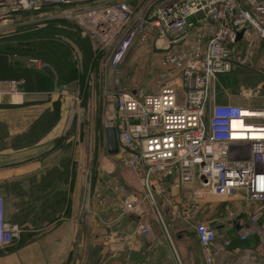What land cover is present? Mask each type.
Listing matches in <instances>:
<instances>
[{
  "label": "built area",
  "instance_id": "1",
  "mask_svg": "<svg viewBox=\"0 0 264 264\" xmlns=\"http://www.w3.org/2000/svg\"><path fill=\"white\" fill-rule=\"evenodd\" d=\"M53 9L81 25L95 46L109 49L111 67L137 35L155 39L158 89L112 91L104 120L117 132L115 156L143 187L141 196L117 189L122 214L136 216L138 233L152 232L142 221L149 202L166 233L179 219L190 223L206 264H216L221 226L236 229L241 242L255 233L264 244V107L219 102L215 90L219 73L241 67L264 73V0H0V22ZM17 85L0 82V92ZM212 196L239 211H230L224 224L206 216L193 222ZM17 239L19 227L8 223L0 196V247Z\"/></svg>",
  "mask_w": 264,
  "mask_h": 264
},
{
  "label": "rangeland",
  "instance_id": "2",
  "mask_svg": "<svg viewBox=\"0 0 264 264\" xmlns=\"http://www.w3.org/2000/svg\"><path fill=\"white\" fill-rule=\"evenodd\" d=\"M62 11V9H53L39 15L31 12H21L7 23L0 22V60L4 61L6 59L8 62L7 68L0 67V82H18L15 91L0 92V96L7 98L15 95L16 97H18L17 95L26 96L29 92L25 88L27 83L26 74L30 73L35 74V79L38 82L40 79L43 80L44 89L42 92L55 95L59 100L62 99L61 103L63 104H53L52 108L47 111L53 109L56 113H62L63 115L64 131L58 140V148H61L59 151L62 153L63 159L75 160V154L78 153L79 221L83 223V219H85L87 226L100 225V236L94 235V239L100 242L90 248H87V243L81 246L75 244L71 252L75 255V261L72 263L84 264L89 261L87 258L92 257L96 260L93 259L95 261L92 260V263L89 264H103L101 258L106 251L102 242L103 236L101 235L103 231L101 229L106 226V221L102 222L101 217L94 220L91 211L101 212L107 203L105 195L112 196L111 205L114 206V210L118 209V214L116 213L110 221H107V227L110 224L112 226L117 225L119 223L118 216L122 213V202L117 189H123L128 193L127 189L134 191L136 186H140L136 174L132 172L133 170L130 167L115 155H110V159L116 163L114 165L104 155L107 153L104 136L106 106L112 99L110 93L115 90L129 89L150 93L158 89L161 83L159 51L155 47V39L152 36L137 35L133 44L126 49L116 65L111 67L106 63L110 50L95 46L87 31L81 25H76L74 21L66 19ZM59 19L77 26L80 31L74 32L75 35L72 38L66 36L35 38L39 35L22 38V35H25V27L29 23L38 25L47 23L50 20L58 21ZM36 41L37 43L32 44ZM41 43L50 47L51 44H54L61 50H66L68 47L72 49V55L68 61L71 60L72 62L74 60L77 63V73L74 78L69 80V74H61L57 71V63L53 59L55 57L51 55L44 56L42 54L44 52H42L39 45ZM44 51L45 54L50 53L46 49ZM2 55H6V57ZM215 90L219 102L229 101L256 108L264 107V73L262 72L241 67L234 69L232 73H219ZM8 134L7 124L0 123V140H6L4 143H7L8 138H10L12 145L17 148L29 146L31 143V141L29 143L28 138L23 137L28 136L27 132L16 136H9ZM129 178H132V180ZM8 189L10 213L8 209V217H6L8 223L16 224L19 227V239L14 243L16 247L29 245L31 241H37L41 237L44 238V236L50 234L52 228L56 225V221L62 217L55 214L58 205L65 204L63 195L65 197L66 194L61 192L62 189L60 192L51 194V199H46L44 192H42L45 188L39 185H32L25 190L22 186H16L15 193L13 189L9 187ZM140 191L143 193L142 188H140ZM55 198H58V200H55ZM207 202L202 214L200 216L198 214L193 222L206 216V219L213 224H224L228 221L230 211L238 212L240 209L233 205L232 201L223 200V198L217 196L210 197ZM143 206L142 221L148 223L151 229L158 226L164 229L152 205L149 202H144ZM244 217L248 219L247 215ZM138 222L135 219V226ZM261 222L264 223V216L261 218ZM179 224L184 231V240L189 245V249L185 253L190 254L191 248V254L196 260L198 261L202 256L200 263L203 261L206 264L201 245L198 247L197 236L195 237L193 234V227L190 223L181 222V219H179ZM91 235L92 233L85 230L81 231V228H79V240L84 239L87 242ZM258 237L259 235L252 234L247 244L251 241L252 243L259 241L260 246L264 245L261 238L258 239ZM117 238L120 237L117 235ZM141 238L144 240L146 237ZM165 238L172 240L175 237L165 236ZM109 241H111L110 238ZM3 250L5 248H0V252H3ZM180 253V255L176 253L175 255L183 256L184 252ZM62 255H64L63 252ZM187 255L182 259L184 260ZM71 261L64 260L62 264H72ZM142 263L152 264L150 261L145 260Z\"/></svg>",
  "mask_w": 264,
  "mask_h": 264
},
{
  "label": "crops",
  "instance_id": "3",
  "mask_svg": "<svg viewBox=\"0 0 264 264\" xmlns=\"http://www.w3.org/2000/svg\"><path fill=\"white\" fill-rule=\"evenodd\" d=\"M17 96L11 98L0 96V123L7 124L9 136L26 133L32 124L52 108L53 104H63L61 103L62 99L59 100L57 96L42 91L34 90L33 92L29 91L26 96ZM58 115L54 125L48 128L40 139L30 143L29 146L17 148L12 145L10 138L7 139V143H4L6 140H0V196L5 200L7 217L8 209L10 213L8 187L13 189L15 193L16 186H22L25 190L32 185H39L45 188L42 192H44L46 199H51L50 195L60 192L61 189V192L66 194L65 197L63 195L65 204L58 205L60 212L58 208L55 212L57 216L61 215L62 217L56 221V225L52 228L53 230L51 229L52 231L50 230V234L37 241H31L26 246L16 247L15 244H12L8 247H0L5 248L3 252H0V264H62L64 260H72V263L75 261V255L71 252L75 244L81 246L87 243V248H90L100 242L94 239L95 234L100 236V225L87 226L85 219H83V223L79 221V158L77 153L75 160L63 159L62 153L59 151L61 148H58V140L63 135L64 118L62 113ZM104 155L109 162L116 165L110 159L108 151ZM135 176L138 178L140 186H136L134 191L126 189L131 195L141 196L143 193L140 188L143 187L137 174ZM129 179L132 180V178ZM105 196L107 203L101 212L91 211L94 220L101 217L102 222L106 221V226L101 229L103 231L102 242L106 251L101 258L103 264H143V260L150 261L152 264H204L203 261L200 263L202 256L197 261L191 254V248L190 254L185 253L188 251L189 245L184 240V231L178 222L169 227V233L158 226L152 229L150 235L144 236L138 233L134 224L136 216H125L121 213L118 216L119 223L113 226L110 224V227H107V221L111 220L118 209L114 210V206L111 205L112 196ZM79 228L81 231L85 230L92 233L87 242L84 239H78ZM235 231L236 229L229 226L219 227V235L214 247L215 263L260 264L264 260V245L260 246L256 242L252 243V241L249 244H241ZM112 233L114 236L117 233L120 238L109 241ZM193 234L196 237L194 232ZM165 236L175 238H173L174 240H167ZM141 237L148 239L143 240ZM227 239L231 240V244L225 245ZM197 245L199 247V241ZM180 252H184L183 256L175 255V253L180 255ZM185 255L187 257L183 260ZM63 256L65 259H62ZM88 259L89 261L84 264L92 263L93 259L96 260L92 257Z\"/></svg>",
  "mask_w": 264,
  "mask_h": 264
},
{
  "label": "trees",
  "instance_id": "4",
  "mask_svg": "<svg viewBox=\"0 0 264 264\" xmlns=\"http://www.w3.org/2000/svg\"><path fill=\"white\" fill-rule=\"evenodd\" d=\"M25 35H22L23 37H33L35 35H39L38 37H35L37 39H44L43 37H49V36H66V37H74V32H79V28L77 26H74L72 24H70L68 21L63 20V19H59L58 21H54V20H50L47 21V23L44 24H38L36 25V23H29V25L27 27H25ZM36 39V40H37ZM73 40V39H72ZM4 41V40H3ZM76 41V40H75ZM37 43L33 42L32 44ZM42 49V54H44V56H52L55 57L53 58L54 61H56L57 63V71L60 72L61 74L66 73L69 74L70 76L68 77V79L70 80L71 78H74V75L77 73V68H76V61L71 60L68 61L70 59V56L72 55V49L71 48H66V50H61L60 48H58L56 45L51 44V47L49 45H43L42 43L39 44ZM43 46V47H42ZM44 49H46L47 52H50L49 54H45ZM5 56L6 55H2ZM51 60V59H50ZM0 67L1 68H7L8 67V62L5 59L0 60ZM12 68V67H11ZM1 70V69H0ZM35 74H26V85L25 88L29 91H42L44 89V85H43V80H39V82L35 79L36 77L34 76ZM34 76V77H33ZM58 113L55 112V110H51V111H47L46 113H44V115L38 120L36 121L34 124H32L28 131L27 134L28 136H23L25 139L28 138L29 139V143L31 141V143L36 142L38 139H40V137L43 136V134H45V132L48 130V128H50L52 125H54V123L56 122L55 120L58 119ZM23 140V138H22ZM249 240V239H248ZM247 241L245 242H241V244H247ZM257 244H260L259 241L256 242Z\"/></svg>",
  "mask_w": 264,
  "mask_h": 264
},
{
  "label": "water",
  "instance_id": "5",
  "mask_svg": "<svg viewBox=\"0 0 264 264\" xmlns=\"http://www.w3.org/2000/svg\"><path fill=\"white\" fill-rule=\"evenodd\" d=\"M105 139L106 148L110 155H115L119 151V141L117 137V132L114 127L105 128Z\"/></svg>",
  "mask_w": 264,
  "mask_h": 264
}]
</instances>
